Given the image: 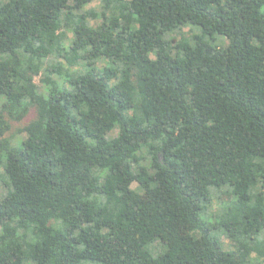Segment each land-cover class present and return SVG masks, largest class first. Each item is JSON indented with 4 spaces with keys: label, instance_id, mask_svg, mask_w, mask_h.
<instances>
[{
    "label": "trees",
    "instance_id": "obj_1",
    "mask_svg": "<svg viewBox=\"0 0 264 264\" xmlns=\"http://www.w3.org/2000/svg\"><path fill=\"white\" fill-rule=\"evenodd\" d=\"M91 1L0 0V264H264V0Z\"/></svg>",
    "mask_w": 264,
    "mask_h": 264
},
{
    "label": "rangeland",
    "instance_id": "obj_2",
    "mask_svg": "<svg viewBox=\"0 0 264 264\" xmlns=\"http://www.w3.org/2000/svg\"><path fill=\"white\" fill-rule=\"evenodd\" d=\"M101 4H102V0H92L90 3H89V7H96V8H98V7H100L101 6ZM185 31H187V29H185ZM104 64H105V61H101L100 63H99V66H104ZM36 82H38V83H40L39 82V78L38 77H36ZM34 115V112L33 113H31V116H33ZM21 125L19 124V123H17V122H13V125H12V128H11V133H18V131H17V129H18V127H20ZM17 135H19L18 137H20V136H24V134H17ZM135 185V184H134ZM215 207V206H214ZM214 207H213V209H214ZM223 239H224V241L226 242V243H228L229 244V240L228 239H226L225 237H223Z\"/></svg>",
    "mask_w": 264,
    "mask_h": 264
}]
</instances>
